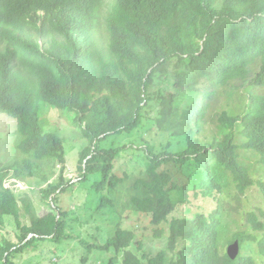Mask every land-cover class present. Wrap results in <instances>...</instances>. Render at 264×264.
<instances>
[{
	"label": "trees",
	"instance_id": "16d2710c",
	"mask_svg": "<svg viewBox=\"0 0 264 264\" xmlns=\"http://www.w3.org/2000/svg\"><path fill=\"white\" fill-rule=\"evenodd\" d=\"M170 78L175 93L161 88ZM224 97L232 113L219 110ZM156 105L158 128L172 138L162 151L116 146L112 139L151 121ZM43 106L76 113L88 142L79 181L96 180L90 191L109 198L107 213L119 222L104 246H90L116 250L110 264L120 254V264H264V178L239 156L240 148L253 151L264 167V0H0V114L16 120L20 138L18 159L0 168V226L12 217L20 235L0 245V264L70 237L60 197L74 184ZM173 140L185 148L173 150ZM129 150L142 166L119 176L115 162ZM24 177L44 184L46 214L5 187ZM253 191L259 205L248 198ZM22 209L30 225L21 223ZM127 211L150 216L165 249L148 255L120 226ZM231 212L243 225L234 260L219 239Z\"/></svg>",
	"mask_w": 264,
	"mask_h": 264
},
{
	"label": "rangeland",
	"instance_id": "374dc122",
	"mask_svg": "<svg viewBox=\"0 0 264 264\" xmlns=\"http://www.w3.org/2000/svg\"><path fill=\"white\" fill-rule=\"evenodd\" d=\"M111 2L112 0H107L108 4ZM161 88L163 91L168 90V92L173 93L177 90L174 87L173 78L163 83ZM249 91L255 93L263 92L262 89L252 87H249L245 92L248 93ZM233 105L234 102L229 105L227 98L224 97L219 104V110H227L232 113L233 109L231 106ZM159 109V106H153L154 112L151 113V121L146 120L143 126L133 133L113 138L112 140L116 142L115 145H134L137 148L152 145L156 147L158 152L162 151L172 138H170L169 134L160 132L158 124L153 117L154 113ZM75 117L76 113L61 112L47 106L42 107V118L47 123V129L57 132L63 140L67 159L65 177L74 184L72 188L68 189L60 197V206L65 212L67 222L65 235L70 237L60 243L48 241L36 243L18 254L14 258L15 264H110L111 260L117 256L116 250L102 251L90 248L91 245L104 246L116 232L119 222L115 217L107 213L111 209L108 207L109 198L104 200L101 197L98 199L96 197L97 193L90 191L91 185L96 180L92 179L89 183L79 181L77 170L79 153L87 146L88 142L81 137L80 131L74 125L73 120ZM15 129L16 121L0 114V168L18 159L15 154L14 144L20 138L18 135H13ZM172 143L175 151L185 148V145H180L175 140ZM243 143L239 138L238 144L242 145ZM132 153L133 151L129 150L128 155L117 158L113 171L115 174L121 176L125 172L134 173L139 166H142L138 162L137 156ZM239 156L240 163L245 165L254 177L264 178V167L260 164V156L257 153L240 148ZM56 176L58 177V174ZM5 184L7 187L15 189L19 199L26 198L27 203L33 205L39 216L49 211L50 206L43 201L40 193V190L45 186L39 181V178L24 177L22 180L9 178ZM230 191L232 190L229 189ZM105 193L102 195L105 196ZM249 197L253 200V205H259V195L256 191L248 194ZM25 212L26 210L22 209L21 223L30 225V217ZM240 220L241 217L238 213L231 212L225 215L224 225L219 237L223 253L227 252L228 248L234 243L235 234L243 226L240 224ZM120 226L121 228L134 231L137 237L136 240L143 242L145 252L150 256L157 255L158 252L166 247L167 238L156 236L157 227L152 225L150 216L127 211L121 220ZM18 235H20V230L14 218H6L5 225L0 226V245L5 240L17 242ZM118 256V261L120 262L116 264H120L122 261V254ZM85 258L86 260H84Z\"/></svg>",
	"mask_w": 264,
	"mask_h": 264
},
{
	"label": "water",
	"instance_id": "95a60500",
	"mask_svg": "<svg viewBox=\"0 0 264 264\" xmlns=\"http://www.w3.org/2000/svg\"><path fill=\"white\" fill-rule=\"evenodd\" d=\"M239 254L240 244L238 241H236L228 248V255L234 260L238 257Z\"/></svg>",
	"mask_w": 264,
	"mask_h": 264
},
{
	"label": "clouds",
	"instance_id": "9594fccd",
	"mask_svg": "<svg viewBox=\"0 0 264 264\" xmlns=\"http://www.w3.org/2000/svg\"><path fill=\"white\" fill-rule=\"evenodd\" d=\"M102 28H104V27H102ZM2 115H5V114H2ZM6 116H7V115H6ZM12 119H13V118H12ZM15 121H16V120H15ZM78 130H79V128H78ZM79 131H80V130H79ZM13 135H17V134H16V129H15ZM80 135H81V134H80ZM16 143H17V142H16ZM16 143H15V144H16ZM15 144H14V148H15ZM85 147H86V146H85ZM85 147H84V148H85ZM84 148H83V149H84ZM15 151H16V150H15ZM80 153H81V151H80ZM80 153H79V155H80ZM78 160H79V159H78ZM5 187H7V186L5 185ZM7 188H11V187H7ZM11 189H12V188H11ZM14 191H15V189H14ZM227 252H228V251H227Z\"/></svg>",
	"mask_w": 264,
	"mask_h": 264
}]
</instances>
